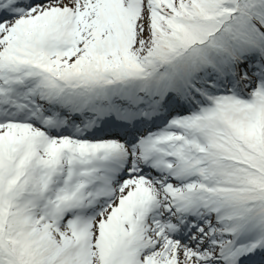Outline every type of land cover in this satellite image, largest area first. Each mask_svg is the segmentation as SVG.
<instances>
[{
  "label": "snow or ice",
  "instance_id": "1",
  "mask_svg": "<svg viewBox=\"0 0 264 264\" xmlns=\"http://www.w3.org/2000/svg\"><path fill=\"white\" fill-rule=\"evenodd\" d=\"M0 264H264V0H0Z\"/></svg>",
  "mask_w": 264,
  "mask_h": 264
}]
</instances>
